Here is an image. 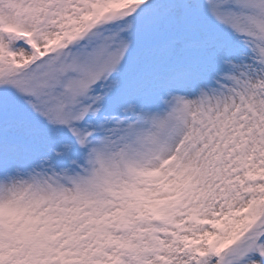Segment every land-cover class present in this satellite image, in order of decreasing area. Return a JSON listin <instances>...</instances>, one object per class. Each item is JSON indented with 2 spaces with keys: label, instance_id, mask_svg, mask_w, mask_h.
I'll return each mask as SVG.
<instances>
[{
  "label": "snow or ice",
  "instance_id": "snow-or-ice-1",
  "mask_svg": "<svg viewBox=\"0 0 264 264\" xmlns=\"http://www.w3.org/2000/svg\"><path fill=\"white\" fill-rule=\"evenodd\" d=\"M0 264H264V0H0Z\"/></svg>",
  "mask_w": 264,
  "mask_h": 264
}]
</instances>
